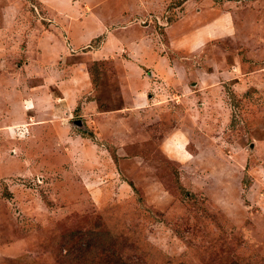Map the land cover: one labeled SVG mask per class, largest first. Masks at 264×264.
<instances>
[{
    "label": "rangeland",
    "instance_id": "1",
    "mask_svg": "<svg viewBox=\"0 0 264 264\" xmlns=\"http://www.w3.org/2000/svg\"><path fill=\"white\" fill-rule=\"evenodd\" d=\"M35 1L0 8V264H264V0H199L206 19L231 12L233 28L206 34L198 51L165 45L162 28L183 13L180 38L204 22L195 6L171 7L185 0L166 3L165 27L152 18L163 59L133 103L117 79L126 53L84 61L107 33L87 46L64 33L52 41L58 33ZM44 40L55 46L47 64ZM44 67L62 78H44ZM189 68L213 77L197 82ZM66 81L79 90L57 101L55 83ZM90 230L110 245L87 261L63 259Z\"/></svg>",
    "mask_w": 264,
    "mask_h": 264
},
{
    "label": "crops",
    "instance_id": "2",
    "mask_svg": "<svg viewBox=\"0 0 264 264\" xmlns=\"http://www.w3.org/2000/svg\"><path fill=\"white\" fill-rule=\"evenodd\" d=\"M8 2H10V0H8ZM168 2L171 4L172 2H175V0H36L34 4L32 3V5L36 9V12H39V9L44 13V15L46 13L47 19H41L43 21H47L48 23L50 22L49 28H52L53 31H56L58 33V35H56L55 37H50L52 41L60 43V41H58L60 40L59 37L61 35L63 36L64 33L71 41V45H76V47L87 46V44H89L95 38L99 37L102 34L106 35L107 33L104 42H102L98 48H93L83 54L85 55L84 57H86L84 58V61L99 63L103 62L104 60L117 57L121 54L120 51H123L122 54L126 53L127 57L122 56L121 59L115 60V63L124 62L125 67L128 69H121L120 75H123L122 73L125 72V76L119 75L117 76V79H119L120 77H125L123 80H125L126 82H124L123 80H121L120 82H122L123 84L126 83L129 86L128 89H130L129 92L133 96V103L135 98L136 101L141 100V102H143V96L145 95H143L144 93L141 92H143L145 87L148 86V82L145 78H150L152 75L157 76L156 73L154 74L153 72L154 68L150 66H152L154 62H158L161 61L160 59H163L161 56L159 57V53L156 52L157 43L159 42V40H161V36L154 31L153 28H155V26L153 25L154 22L152 18L154 16L157 17L158 14H160L164 9V5ZM198 3H200L199 0H185L180 5L171 4V7L173 6V8L178 9L185 7L184 11L187 10L188 13H191L192 8H194V6ZM204 3L202 2L201 5L197 7L195 6V8L193 9L196 13L194 14L195 16L202 15L204 17L205 10H207L204 6ZM5 4L7 3L4 2V0H0V8H2V6H4ZM169 9L170 8L167 7L166 10ZM212 10L216 12L215 9ZM207 13L210 14V12ZM145 15H147L148 18H146ZM229 15H231V12L229 13L227 11H222L220 12V14L217 13L215 17H209L208 19L204 17V22H201V26L195 28L194 31L185 38H180L181 36H179V33H175V31L180 30V27L182 26L180 24L182 23V21H184V19L189 17L188 14L184 15L183 13V15L180 16V19H176V21L167 23L166 25L165 22L160 19L161 17H157L156 19H158L157 23L161 25V28L162 26H166V28H162V32L164 33L162 38H166V41L164 42L168 49H186L187 51H190V49H195L198 51L201 47V44L206 42L205 37L210 35L211 32H213L216 28L218 30L233 28V25L228 23V21L231 20ZM134 19L136 20V22L133 21ZM189 19L194 21L196 18L194 19L190 17ZM42 20H40V22ZM139 20L143 21L142 23L144 25L139 26ZM20 24H17V26ZM135 29L137 30L136 32H134ZM115 35L119 37L122 42H114L112 40V37H114ZM203 37L205 39L202 41ZM52 41H47L46 43L45 40L42 41L43 51L41 52V54L42 57H44V59L48 61L45 62V64L54 61V58H52L51 61H49L50 59H47L50 54H52L49 48L55 47L52 45ZM117 48H119L120 51ZM58 51H60V47L57 48V53ZM61 54L62 52L60 51L58 54L60 58H62ZM27 67V71H29L28 69L30 67V64H28ZM163 70L165 72V68ZM146 71L148 73H146ZM199 71L202 70H200L199 68H194L191 70V76L193 77V79H197V82L199 77L206 79V82L209 78L211 79L213 77V74H211L210 72L208 73L207 71H202V73H200ZM42 73L43 77L46 79L57 78L60 80L63 76L61 68H57L55 70V68L50 69L44 67L42 68ZM145 73L146 75H144ZM165 75V78L169 79V75L167 74V72L165 73ZM66 83H70V81H66L64 83H55L54 87L56 89V92L61 94L55 97L57 101L68 100L65 94L67 93V95H69V93L68 91L64 92L66 88L72 89L73 91L79 90V88L75 87V85H69ZM195 84L193 82V85ZM44 94V96H47V92ZM74 95L77 94L74 93ZM149 97H152V95H149ZM127 101L128 100L123 99V106L126 104L129 105L131 103ZM81 104L84 105L82 107L84 111L87 109L93 110L94 106L96 105L93 101H85ZM72 108L73 106H71L70 102L68 112L67 110L65 111L68 116H70ZM124 109L130 110L131 108ZM95 115H98V121H100V125L102 122L108 121L107 119L109 116L106 115H109V113H99L98 111L95 113ZM101 116H103L102 119L100 118ZM170 139L171 136L169 137V139H167V141ZM169 144L172 150L178 148V146L171 140Z\"/></svg>",
    "mask_w": 264,
    "mask_h": 264
},
{
    "label": "trees",
    "instance_id": "3",
    "mask_svg": "<svg viewBox=\"0 0 264 264\" xmlns=\"http://www.w3.org/2000/svg\"><path fill=\"white\" fill-rule=\"evenodd\" d=\"M80 240L83 243V246L80 247V246L73 245L71 249H69L68 251L65 252V254H63L62 256L63 259H67V261L77 260L78 262H81V259L82 261L84 260L87 261L88 259L83 257L85 254L88 253L90 255V253H93V251L96 250L97 248H99V250L102 252L110 245L108 233L103 232V231H97V232L91 231V230L86 231L82 233V237ZM77 253L82 255V257H77V255H75ZM107 257L111 259V255ZM113 259L112 260L107 259V262L104 261L103 264H108V262H110L111 264L112 263L116 264V262L118 263L120 261V258H113Z\"/></svg>",
    "mask_w": 264,
    "mask_h": 264
},
{
    "label": "water",
    "instance_id": "4",
    "mask_svg": "<svg viewBox=\"0 0 264 264\" xmlns=\"http://www.w3.org/2000/svg\"><path fill=\"white\" fill-rule=\"evenodd\" d=\"M80 125H81V122L79 121V122H77V126H79L80 127ZM252 147V146H251Z\"/></svg>",
    "mask_w": 264,
    "mask_h": 264
}]
</instances>
